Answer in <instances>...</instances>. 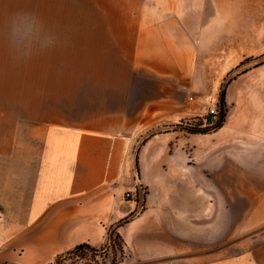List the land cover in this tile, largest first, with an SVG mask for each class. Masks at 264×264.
I'll list each match as a JSON object with an SVG mask.
<instances>
[{
  "label": "crops",
  "instance_id": "0c3cea01",
  "mask_svg": "<svg viewBox=\"0 0 264 264\" xmlns=\"http://www.w3.org/2000/svg\"><path fill=\"white\" fill-rule=\"evenodd\" d=\"M206 1L100 2L108 14L99 24L114 25L121 46L128 42L129 73L118 86L124 109L82 124H14L0 148V264H51L77 245H106L111 232L126 251L119 264H262L255 249L235 253L247 242L236 233L264 224V176L235 177V170H264L251 130L235 140L223 125L198 132L179 124L188 114L186 90L216 86L218 45L213 55L207 31L219 18L205 21ZM158 125L137 149V167L134 156L135 183L146 190L135 212L137 201L124 206L121 197L136 189L125 155ZM235 184L259 186L238 194L252 202L240 214L235 193L221 187Z\"/></svg>",
  "mask_w": 264,
  "mask_h": 264
},
{
  "label": "rangeland",
  "instance_id": "374dc122",
  "mask_svg": "<svg viewBox=\"0 0 264 264\" xmlns=\"http://www.w3.org/2000/svg\"><path fill=\"white\" fill-rule=\"evenodd\" d=\"M106 0H0V148L10 144L18 120L58 121L82 124L102 113L122 111V87L129 73L128 42L114 40V25H101L108 12ZM217 16L219 24L208 33L218 34L212 40L217 46V66L213 67V88L198 92L187 89L188 114L181 121L190 129L215 131L201 126L209 108L226 89L225 112L229 121L222 125L236 139L248 137L251 145L264 152V0H207L204 19ZM125 27V26H124ZM106 38H105V34ZM104 33V36H103ZM232 70L226 74L229 67ZM251 70V71H250ZM243 79L232 83L239 75ZM193 97V98H191ZM118 102V104H116ZM161 125L144 131L132 141L125 161L132 160L131 172L136 185L134 156L142 141ZM219 128V127H218ZM248 139V138H246ZM130 156V157H129ZM226 172V171H224ZM264 176L263 169L235 170V177ZM127 177L122 182L127 184ZM234 192L231 201L240 214L250 203L238 200L242 192H258V185L221 186ZM264 186H261V188ZM135 212L142 209L146 190L137 184ZM124 206L130 202L121 193ZM134 212V213H135ZM106 245L84 248L72 254H61L51 264H119L126 251L116 232L110 233ZM236 255L255 249L264 264V224L250 232ZM123 248V250H122Z\"/></svg>",
  "mask_w": 264,
  "mask_h": 264
},
{
  "label": "built area",
  "instance_id": "2783aa9c",
  "mask_svg": "<svg viewBox=\"0 0 264 264\" xmlns=\"http://www.w3.org/2000/svg\"><path fill=\"white\" fill-rule=\"evenodd\" d=\"M193 98V97H191ZM220 117V108L218 107L217 102H215L214 104H212V106L209 108L206 116L203 117V123L201 124V126H213L215 125ZM136 195L135 190H128L127 192H125V197L126 199L129 200H133L136 201L135 199H133V197Z\"/></svg>",
  "mask_w": 264,
  "mask_h": 264
},
{
  "label": "water",
  "instance_id": "95a60500",
  "mask_svg": "<svg viewBox=\"0 0 264 264\" xmlns=\"http://www.w3.org/2000/svg\"><path fill=\"white\" fill-rule=\"evenodd\" d=\"M225 95H226V89L223 88L222 89V93H221V97H220V102H219V106H220V117L219 120L217 122V124L215 125V128H218L222 125V122L225 120L226 117V112H225ZM189 130H194V131H198V132H208V130H200V129H190L187 128Z\"/></svg>",
  "mask_w": 264,
  "mask_h": 264
},
{
  "label": "trees",
  "instance_id": "16d2710c",
  "mask_svg": "<svg viewBox=\"0 0 264 264\" xmlns=\"http://www.w3.org/2000/svg\"><path fill=\"white\" fill-rule=\"evenodd\" d=\"M137 164H138V160H137V156H135V166L137 167ZM125 219H128V218H125ZM109 237H111L112 239V236L111 234H109ZM124 247V246H123ZM84 248H92L90 245L84 243V244H80V245H77L74 249L72 250H69L68 252H66L65 254H72V253H75L76 251H80V250H83ZM123 250V248H122Z\"/></svg>",
  "mask_w": 264,
  "mask_h": 264
}]
</instances>
